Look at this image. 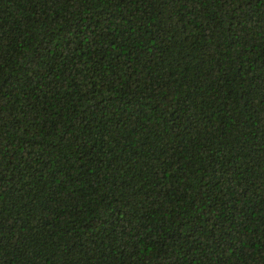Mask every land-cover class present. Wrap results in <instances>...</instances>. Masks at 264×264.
<instances>
[{
  "label": "trees",
  "instance_id": "1",
  "mask_svg": "<svg viewBox=\"0 0 264 264\" xmlns=\"http://www.w3.org/2000/svg\"><path fill=\"white\" fill-rule=\"evenodd\" d=\"M0 264H264V0H0Z\"/></svg>",
  "mask_w": 264,
  "mask_h": 264
}]
</instances>
